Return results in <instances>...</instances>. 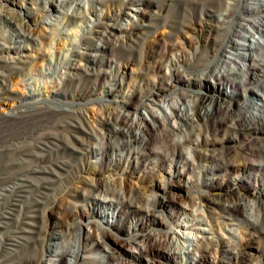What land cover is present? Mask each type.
<instances>
[{
  "label": "rangeland",
  "instance_id": "obj_1",
  "mask_svg": "<svg viewBox=\"0 0 264 264\" xmlns=\"http://www.w3.org/2000/svg\"><path fill=\"white\" fill-rule=\"evenodd\" d=\"M52 1L54 2L52 8L45 11L43 10L44 4L42 0H0V40L6 43L5 40L7 41L8 37L13 33V28L7 22L5 15L9 7L14 8L15 11L23 12L24 8L21 6H26L30 12L35 14H33L34 18L42 20L48 17L54 20L56 18L55 4H58V0ZM84 1L86 2V0ZM78 2H81V0ZM157 4V6L149 9V14L143 17L139 15V26L132 30L133 40L128 39L126 43L118 45L113 43V41L107 42L104 39L102 43L108 46L105 51L101 52L102 54L99 55L95 62L85 55L78 57L80 63L83 62L81 66H89L88 72L85 69L83 70V67L72 69V75H68L67 79H60L59 75L61 72L69 70V61L72 62L74 57L69 51L60 47L61 45L57 42L56 37L64 35L65 33L63 32L68 31L71 34L76 32L78 46L75 49H79L84 42L90 40V33L84 29L85 23L79 25L77 22L79 23L80 21L69 19L66 24L59 26L54 37H41L38 44L31 39L24 41L23 44L28 49L21 53L34 56L30 59L31 62L25 70L20 73H13L6 79L11 89L9 93L14 98L0 102V115L24 108L27 105L21 101L24 91H28L30 88L33 89L35 86L39 87L38 84H40V89L42 88L40 91L50 96V99L47 100L50 106L61 104L65 107L68 105L72 106L71 108H77V110L80 108V110L85 109L84 111L88 113L90 118L93 116L92 121L101 129L103 127L97 124L96 119L106 115L107 112L104 105L112 102L111 99L107 98L105 89H107V85L114 81V77L111 78L108 75L109 73L104 72L109 70V65H111L113 74L120 70L131 71L130 69H132V74L135 77L133 79L134 85L130 84L126 87V92L130 96L119 97L118 101H115L118 103L114 104H120V106L130 105V116L137 117L139 115L137 110H140L147 118H150L151 111L149 112L144 108L149 104V106L154 107V117L156 116L154 121L156 124L161 125L164 122L163 115L166 113V115L170 116L172 113L171 109L168 108V101L172 98L176 101L178 95L173 90L169 95L165 96V102L162 105L153 104L151 101L157 92L154 83L159 85L165 83V81L170 82L167 79L169 75H173L172 77L177 75L185 77L187 74H197L207 66L208 61L204 59L207 51L204 46L200 48L202 52L196 53V58H193L191 62L189 55L191 56L195 52L193 47H188L186 41L195 37V35L203 37L213 36L214 33L211 32L210 34L207 32L206 25L214 23L209 13H213L215 3L214 0H157ZM16 15H18L17 12ZM123 22L124 24L126 23L125 20ZM251 30L252 35H258L253 29ZM37 32L41 34L45 30L42 28L40 33L39 30ZM37 32L35 30V33ZM230 33L231 29L229 28L223 32V35L228 36ZM56 34L58 35L56 36ZM82 37L86 38V41ZM80 42L83 43L81 44ZM175 42L177 45L176 49L173 50L172 44ZM48 48L53 50L52 55L45 54L44 56L43 50L47 51ZM170 54L176 58L177 56L185 55L187 59L173 66L172 70L167 69L166 67L170 63L167 59L170 57L173 60ZM50 58H52L51 62H49ZM112 59L115 61L112 62ZM166 63H168L167 66ZM91 67H94V69ZM102 68L105 69L103 72ZM55 79L60 81L53 83L52 81ZM249 87L255 90L259 88L256 85H249ZM178 88L183 90L187 86L179 85ZM53 90L59 92L54 93L52 92ZM193 91L196 94L198 93L197 96L204 93L203 90L198 89ZM245 94L250 98L253 96L240 90L236 93L234 99L227 97L226 101L232 103V106L234 105L233 107L236 108L237 105L235 103H242V98ZM254 99L256 98L254 97ZM49 109L47 107L42 113H39V116L35 114L22 118L23 120H0V138L28 135L35 139L43 138L53 147L49 150H40L39 156L27 166L30 168L44 167L50 170L53 169L54 172H45L44 176L47 179L30 191L25 198L24 203L28 204L26 210L33 215L31 218L35 223L34 228L40 231V234L36 233V235L40 238H34L18 248V251L13 255L14 260L24 257L35 264L41 257V253L45 251V247H47L46 241L41 238L44 232H51V230H59L61 228L64 230L66 225L74 222L83 237L103 236L109 246L117 247L118 245L119 248H115L122 249L121 252L124 259L129 260L127 254L129 255L130 253L134 254L138 259L140 257V261L136 259L131 261V264H182L188 251L185 247H181L180 251H185L181 254L182 256L169 259L165 258V256H169V249H160L164 257L153 256L152 253L146 251L145 244L139 240L149 234L157 236L170 235L176 238L179 237L178 233L181 234L184 230L191 233V236L213 237L218 242V245H214V248L210 243L209 247L205 244L207 251L203 249L201 252L199 250L190 252L188 256L195 261L193 264H237L241 257H244L242 260L251 259L252 264H264V234L257 233L254 237H249L243 231H253L254 229L245 224H238V220L229 215L223 206L224 203L235 200L237 196L243 197L248 200V203L254 204L257 222L261 223L263 221L264 171L262 170L264 168L262 170L253 169V167H257L255 163L264 161V154L261 151L264 141L263 129L262 131L260 130V134H257L258 136L252 133L241 135L234 128L221 130L216 129L211 124H207L198 131L200 135L196 134V138L199 137V142L197 141L191 146L185 145V147L180 144L173 145L170 143L168 148L162 151L160 150V137L154 134V136H150L145 140V144L138 146L139 154L134 153L130 161H123L121 167L124 170H128L122 172V170L116 168L117 166L113 164L114 162L101 158L99 154L92 155L89 151L80 152L77 150V148H85V144L90 145L92 148L94 146L99 147V141L93 136H86L82 129L78 130L72 125H61L66 120L69 121L70 118L64 113L58 115ZM170 122L172 124H168V126L175 129L173 124H177V121L174 122L170 118ZM76 136H79L80 139ZM230 137H236L237 139L233 141ZM81 138H85L83 140L84 143L86 142L85 144L81 143ZM51 141L58 143L59 146H56ZM183 148L188 153H184ZM11 157H14V155L9 154L8 156L0 157V162ZM231 161L235 162L232 163ZM111 174L114 177H125L126 179L123 182L133 187H148L150 184L152 185V188L147 189L146 194L156 204L158 215L154 217L156 222L147 220L143 226L135 227L131 232L125 233L115 227H111L95 215L97 205L87 193L96 192V186L101 190L102 186L107 184L112 177ZM117 180L119 181L120 179L117 178ZM77 203L81 204L78 206L81 215L79 214L77 218L73 219V208ZM256 208H260V210H256ZM193 211H203L202 213L207 223H198L194 227H181L179 225L180 222L197 217V215L193 214ZM234 211L241 212L242 208L239 207ZM137 217H141L140 214ZM124 219L121 220V224L123 222L121 227L123 228L127 225ZM194 222L191 220L185 223L188 225ZM95 224H99L98 228ZM196 227L208 228L211 232H203ZM225 227L240 228L243 241L239 242L240 239L233 237ZM30 234L35 235V233ZM136 237L140 244L133 242ZM209 238L208 240H210ZM94 240H92V243L95 242ZM235 241H238L239 245L232 243ZM127 242H130L136 248L130 247L126 244ZM79 244L87 247L85 255L90 262L107 253L105 250L95 249L96 247L89 248L90 243L88 241L84 243L80 240ZM187 245L188 243L184 242V246ZM193 246L191 245V247ZM55 249L61 250L62 245L57 246ZM245 253H250L251 255L248 256Z\"/></svg>",
  "mask_w": 264,
  "mask_h": 264
},
{
  "label": "bare ground",
  "instance_id": "obj_2",
  "mask_svg": "<svg viewBox=\"0 0 264 264\" xmlns=\"http://www.w3.org/2000/svg\"><path fill=\"white\" fill-rule=\"evenodd\" d=\"M78 1L79 0H58V4H55L56 18L54 20L48 17L42 20L34 18L35 14L30 12L26 6H21L24 8L25 12L15 11L14 8L11 7L6 10L5 15L7 22L13 28V33L8 37L7 41L5 40L6 43L0 40V102L14 98L9 93L11 89L6 79L13 73H20L25 70L31 62L30 59L34 56L21 53L28 49L27 46H24V41L31 39L38 44L41 37H54L59 26L61 24H66L69 19L80 21L79 23L77 22L79 25L85 23L84 29L90 33V40L86 41V38L84 39L82 37L86 42H82L83 44L80 42L82 45L79 49H75V47L78 46L76 32L71 34L67 31L63 32L65 33L64 35L56 37L58 40L57 42L61 45L60 47L69 51L74 57L73 59L71 58L73 60L72 62L69 61V70H65L59 75L60 79H63L68 77V75H72V69L83 67L81 66L83 62L80 63L78 57L80 58L85 55L89 57L91 61L95 62L99 55L102 54L101 52L105 51V48L108 46L102 43L104 39H106L107 42L113 41V43L118 45L126 43L128 39L131 40L133 37L132 30L139 26V15L143 17L149 14V9L158 5L157 0ZM42 2L44 4L43 10L45 11L52 8V4L54 5L52 0H42ZM214 3L215 8L213 11L211 10L213 13H209L214 23L208 22L209 24L206 25L207 32L210 34L211 32L214 33L213 36L203 37L201 35H195V37L186 41L188 47H193L195 52L191 54V56L189 55L191 62L193 58H196L195 54L201 51L200 48L204 46L207 51L204 58L208 61L207 66L197 74H187L185 77L182 75L176 76V74H174L176 77H172L173 75L171 76L168 74L169 76L167 79H169L170 82L165 81V83L159 85L154 83L157 92L151 103L159 106L162 105V103L165 102V96L169 95L173 90L175 91L174 93L178 95L176 101H174L173 98L168 101L167 105L172 113L170 116H168V114L166 115V113L163 115L162 118L164 122L161 125L156 124L154 121V118L156 119V116L154 117V107L149 106V104L144 108L149 112L151 111L150 118H147L140 110H137L139 111L137 117L130 116V105L120 106V104H114L118 103L115 101H118L119 97L125 98L130 96V94L126 92V87L130 84L134 85L133 79L135 77L132 74V69H130L131 71L120 70L113 74V67L111 65H109V70L102 68V72L105 70L104 72L109 73L108 75L111 78L114 77V81L107 85V89H105L107 98L112 101L104 105L107 113L104 116L100 115L101 117L96 119L97 124L103 127L101 129L92 121L93 116L91 115L92 117L90 118L88 113L84 111L85 109L80 110V108L77 110V108H71L72 106L70 107L68 105L65 107L61 104L50 106L47 102L50 96L40 91L42 90V88L40 89V84H38L39 87L35 86L33 89L30 88V90L24 91L25 93L21 100L23 103L27 104L24 108L11 112L9 111L5 113V115H0V120H17L35 114L39 116V113H42L47 107L58 115L64 113L70 120L64 121L65 123H61V125H72L78 130L82 129L86 136H93L99 141L100 146H94L92 148L90 145L85 144L86 142L84 143L83 140L85 138H81V143L85 144L87 147L85 146L83 149L77 148V150L80 152L89 151L92 155L99 154L101 158L114 162L113 164L117 166L116 168L122 170V172L128 170V167L126 168L127 170L121 167L123 161H130L132 155L139 152L137 150L138 146L145 144V140L150 136H154V134L160 137L159 142L161 151L166 150L170 143L173 145L180 144L182 147H185V145H193L199 138H196V134L202 129V126H206L207 124H211L216 129L221 130L225 128H234L235 131L241 135L248 133L260 134L262 129L264 130V0H214ZM16 12L18 15H16ZM124 20L126 21L125 24L123 22ZM42 28L45 32L38 34L37 31L39 30L40 33ZM229 28L231 29V33L228 36H224L223 32ZM251 29H253L255 33H258V35H252V32H250ZM35 30L37 33H35ZM57 35L58 34H56V36ZM176 45V42L172 44L173 50L176 49ZM58 50L60 49L58 48ZM52 51L53 50H49V48L47 51L44 49L43 54L44 56L45 54L52 55ZM170 55L173 57V60L170 57L167 59V61H170L169 64L166 63V66L167 64L169 65L166 67L167 69H171L173 66L187 59L185 55L181 57L177 56V58L172 54ZM211 58H213V60H211ZM51 61L52 58H50L49 62ZM114 61L115 60L112 59V62ZM91 68L94 69V67ZM84 69L88 72L89 66L83 67V70ZM58 81L60 80L55 79L52 82L58 83ZM179 85L187 86V88L179 90ZM249 85H256L259 88L255 90L250 88ZM134 88L136 89V87ZM195 89L203 90L204 93L197 96L198 93L196 94L193 91ZM228 89L230 90L228 91ZM240 90L245 93H250L251 96H253L250 98L245 94L242 98V103L236 102L235 105H237V107L234 108V105L232 106V103L226 101V98L229 97L234 99L236 93ZM52 92L58 93L59 91L53 90ZM254 97L256 99H254ZM170 118L174 122L177 121V124H173V128L175 129L168 126V124H172ZM62 119L64 120V118ZM55 138L59 139L58 137ZM77 138L80 139L79 136ZM230 139L236 141L237 138L230 137ZM51 142L59 146L58 143ZM262 146L261 151H263L264 154V141ZM52 148L53 147L47 140L43 138L35 139L28 135H14L12 137L5 136L0 138V157L8 156L9 154L14 155V157L0 162V264H34L24 257L14 260L13 255L18 251V248L27 244L30 240L32 241L34 238H40L36 235V233L40 234V231L34 228L35 223L31 218L33 215L26 210L28 204L24 202L30 191L47 179L44 173L54 172V170L44 167L30 168L27 166L39 156L40 150H49ZM184 153H188V151H184ZM255 164H257V167H253V169L262 170L264 168V161ZM117 178L120 180L118 181ZM125 179L126 178L122 176L114 177V175H112L107 184L102 186L101 190L96 186V192L91 191L87 194L93 198V202L97 205L95 215L98 218L111 227L117 228V230L129 233L135 227L143 226L147 220L156 222L154 217L158 215L154 200L146 194L147 189L152 185L150 184L148 187H133L127 183L125 184L123 182ZM36 200L38 201V199ZM79 205L81 204L77 203L73 208V219L77 218L80 214ZM253 205L254 204L248 203L247 199L240 196H237L235 200L223 204L226 212L236 218L238 224H245L254 229L253 231H243L251 238L257 233L264 234V215L263 221L258 223ZM239 207L242 208V211L235 212L234 210ZM258 207L260 206L258 205ZM256 210H260V208H256ZM202 212L193 211V214L197 215V217L185 221L193 220L195 221L194 223L187 225L185 222H180L179 225L187 228L194 227L198 223L206 224L207 220ZM136 214L137 216L140 214L141 217H137ZM123 218H125L124 220L127 222L124 228L121 227L123 224V222L121 224V220ZM98 225L99 224L96 225L97 228ZM64 228V230L61 228L59 230H51V232H44L41 238L46 241L47 247H45V251L41 253V257L35 264H131V261L138 259V257L131 253L129 255L127 254L129 260L124 259L122 257V249H116L119 248L118 245L117 247L115 246L116 248L109 246L103 239V236H95L93 238L83 237L80 230L74 225V222H71ZM196 228L203 232H211L208 228ZM225 228L233 237L240 239L239 242L243 241L242 235L240 234L242 230H240V228ZM30 233H35V235ZM178 234L179 237L176 238L170 235L157 236L149 234L139 241L145 244L146 251L152 253L153 256L164 257L160 249H169V256H165V258L169 259L182 256L181 254L185 251L180 250L181 247H185L188 251L184 256L186 259H184L182 264L195 263V261L188 256L193 250H199L201 252L204 249L207 251L205 249V244L209 247L210 243L213 248L214 245H218L217 240L213 239V237L209 238L199 235L191 236V233L185 230L182 231L181 234ZM208 238L211 241L208 240ZM80 240L84 243L88 241L90 243L89 248L96 247L95 249H102L107 253L102 257H98L95 261L90 262L85 255L87 247L80 245ZM92 240L95 242L92 243ZM139 241L137 237L133 239L134 243L140 244ZM184 242H187L188 245L184 246ZM239 242L235 241L232 243L239 245ZM126 244L136 248V246H133L130 242ZM59 245H62V249L56 250L55 248ZM191 245L194 246L191 247ZM245 254L248 256L251 255L250 253ZM243 258L241 257L239 262L236 261L237 264H252V261H250L251 259L242 260ZM138 261H140V257Z\"/></svg>",
  "mask_w": 264,
  "mask_h": 264
}]
</instances>
